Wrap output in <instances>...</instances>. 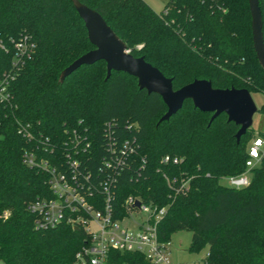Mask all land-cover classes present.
Instances as JSON below:
<instances>
[{
  "label": "trees",
  "instance_id": "obj_1",
  "mask_svg": "<svg viewBox=\"0 0 264 264\" xmlns=\"http://www.w3.org/2000/svg\"><path fill=\"white\" fill-rule=\"evenodd\" d=\"M78 1L98 12L133 56L171 78L175 90L207 80L215 89L264 93L248 0H170L161 13L143 0ZM24 35L33 48L15 67L12 41ZM0 41L7 46L0 50V80L10 74L12 95L9 104L0 102V263L77 264L84 245L83 233L68 225L34 227L29 203L52 193L48 173L28 166L25 151L60 170L70 154L97 183L109 148L130 141L134 151L113 172V205L121 216L130 196L165 207L160 241L188 231L189 252L208 249L204 264H264V148L247 187L221 184L246 171L248 142H264V131L251 128L238 143L239 127L225 114L209 124L213 114L191 100L160 123L167 112L162 98L140 90L126 73L106 79L103 61L60 82L64 69L94 49L72 0H0ZM258 113L264 116V103ZM74 132L89 142L86 151ZM110 256L112 264H152L136 252Z\"/></svg>",
  "mask_w": 264,
  "mask_h": 264
},
{
  "label": "built area",
  "instance_id": "obj_2",
  "mask_svg": "<svg viewBox=\"0 0 264 264\" xmlns=\"http://www.w3.org/2000/svg\"><path fill=\"white\" fill-rule=\"evenodd\" d=\"M12 44L16 51V60L12 66L16 67L18 61L29 55L33 44L27 35L17 41L13 40ZM0 50H7L2 41ZM10 77L9 73H5L0 80V102L6 104L12 98L9 92ZM74 135L76 145L86 151L90 146L89 142L77 136L76 132ZM133 148L130 141H125L118 150L110 147L112 154L105 158L100 168L105 176L97 183L91 181V172L80 160L72 158L70 154L66 155L63 170L51 166L48 160L40 158L34 152L25 151L23 154V160L28 166L48 173V185L52 193L50 198H38L29 203L28 209L34 215V227L37 230H50L60 225H68L81 231L85 238L84 245L76 254L77 264H112V250L143 254L152 264H170V242L160 241L158 235V226L166 208L157 210L156 207L130 196L123 204L125 213L121 216L113 205L115 195L112 189L116 181L113 172L126 163L127 157L134 151ZM263 148L264 142L261 138L252 140L248 149L246 171L224 178L226 186L242 189L250 184L251 171L260 165ZM76 153H79V149ZM185 188L187 182L180 187L181 190ZM136 201H139V207L135 206ZM134 211L145 212L147 219L142 223L132 220V225L127 224Z\"/></svg>",
  "mask_w": 264,
  "mask_h": 264
},
{
  "label": "water",
  "instance_id": "obj_3",
  "mask_svg": "<svg viewBox=\"0 0 264 264\" xmlns=\"http://www.w3.org/2000/svg\"><path fill=\"white\" fill-rule=\"evenodd\" d=\"M252 18L253 46L261 68L264 71V33L263 19L259 0H248ZM73 5L87 29L88 39L94 49L82 55L63 70L60 82L74 73L81 66H91L103 61L106 64L109 79L112 72H123L137 79L140 90L148 94H158L167 112L160 123L169 121L177 114L187 100L201 112L212 113L211 124L218 116L225 114L228 122L239 127L236 140L239 143L253 125V117L259 108L247 89H215L207 80H195L175 90L173 80L167 78L158 68L148 63L144 57H135L127 45L115 34L103 17L95 10L72 0ZM140 206L139 201L135 203Z\"/></svg>",
  "mask_w": 264,
  "mask_h": 264
},
{
  "label": "rangeland",
  "instance_id": "obj_4",
  "mask_svg": "<svg viewBox=\"0 0 264 264\" xmlns=\"http://www.w3.org/2000/svg\"><path fill=\"white\" fill-rule=\"evenodd\" d=\"M146 2L156 13H161L170 0H143ZM252 98L258 108L264 103V93L256 92L252 93ZM252 128L256 132L264 131V116L260 113H255L253 117ZM251 141L248 142L250 146ZM221 184L226 186V181L222 180ZM130 221L127 224L132 225V220L137 223L144 222L148 215L142 211H134L131 214ZM129 220V219H128ZM126 223V222H125ZM192 241V233L188 231H180L172 235L170 241V254L169 262L170 264H204V260L208 253V249H204L199 253L189 252V248ZM2 264V263H0Z\"/></svg>",
  "mask_w": 264,
  "mask_h": 264
}]
</instances>
